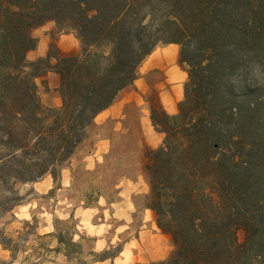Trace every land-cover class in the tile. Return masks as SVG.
I'll return each instance as SVG.
<instances>
[{"label":"trees","instance_id":"1","mask_svg":"<svg viewBox=\"0 0 264 264\" xmlns=\"http://www.w3.org/2000/svg\"><path fill=\"white\" fill-rule=\"evenodd\" d=\"M49 21L80 50L51 45L30 62L32 30ZM171 43L187 68L183 98L176 114L151 110L164 138L143 171L145 206L172 250L150 264H264V0H0V183L56 178L144 58ZM48 71L57 109L35 82Z\"/></svg>","mask_w":264,"mask_h":264},{"label":"rangeland","instance_id":"2","mask_svg":"<svg viewBox=\"0 0 264 264\" xmlns=\"http://www.w3.org/2000/svg\"><path fill=\"white\" fill-rule=\"evenodd\" d=\"M166 47L168 44H158L151 55ZM79 50L80 46L75 54ZM175 54V48L165 53L169 62ZM149 58L140 63L137 78L151 84L159 73L146 67ZM182 68L185 79L181 94L179 87L173 89L179 101L187 79V68ZM253 70L260 78L257 67ZM182 80L174 70L170 81ZM144 86H134V93L128 95L140 102L137 116L133 111L118 120L93 121L83 145L59 169L56 178L47 174L28 183H0V264H150L168 257L171 237L157 228L154 214L145 206L148 182L143 171L144 153L157 148L164 134L157 132L150 120L151 110L161 108L159 90ZM144 117L147 127L141 122ZM117 121L120 125H115ZM156 137L157 143L148 142ZM56 235L77 246H59ZM148 236L157 239L164 258L149 262L138 259L140 248L148 253L142 246V239ZM244 238V230L239 229L238 241L242 243ZM58 246L61 252H52ZM101 254L104 258L96 260Z\"/></svg>","mask_w":264,"mask_h":264},{"label":"crops","instance_id":"3","mask_svg":"<svg viewBox=\"0 0 264 264\" xmlns=\"http://www.w3.org/2000/svg\"><path fill=\"white\" fill-rule=\"evenodd\" d=\"M31 34L36 39V45L32 50L28 51L26 55L27 60L30 62L40 58H46L48 56L51 45H54L62 54L65 55L75 54L80 46V42L74 32L70 31L56 34L55 23L53 21L46 22L43 25L34 28ZM177 46L178 45L176 44H168V47L158 49L157 52L154 53V55H151L153 52L150 53L148 55L150 58L146 63V67H148L152 71H158V79L155 78L151 84H148L144 81V79L136 78L132 83L134 85H129L122 91H120V93L116 97V102L114 100L113 104L110 107L100 112L95 117L94 121L98 122L99 120H101L100 118H102V120H118L120 117H122V115L127 114L129 116V113L133 111L136 112L135 114H133V116H137V104L140 102L138 98L132 101L128 98V95L134 93V86L137 87L144 85V87L146 88H148V85H151L153 88L158 89V103L160 107L167 114H174L177 104L180 102V96L175 97L173 95V89L175 87H179L181 94L182 82L185 79V72L182 68L183 65L179 62V53L177 52ZM170 48L176 49V54L174 55L173 62H169L167 59V55H165V53H167ZM174 70H177V72L182 75L183 80L181 82L175 83L170 81V76L172 75ZM161 78H163V80L160 82ZM35 82L38 87V94L40 96L42 106L50 109L59 108L61 106V98L58 93L60 82L59 75L56 72L48 71L37 77L35 79ZM142 114L143 116L146 115L144 111H142ZM141 122L142 125L147 127L146 117L142 118ZM115 125H120V123L117 121ZM84 141L82 142L80 147L83 145ZM157 141H159V137H156V139H153L152 141L150 140L148 142H154L155 144L157 143ZM99 143L97 144L98 147ZM78 150L79 148L77 149V151ZM76 152L74 153V155L76 154ZM92 153L93 152L90 153V157H93ZM161 235L166 236L164 234ZM161 235L156 234L157 237H160ZM156 240L157 239H153L150 236L146 237V239H142V246L148 251V253L144 249L143 252V250L140 248L138 254V259L140 261L149 262L164 258L165 254L163 252V248Z\"/></svg>","mask_w":264,"mask_h":264},{"label":"bare ground","instance_id":"4","mask_svg":"<svg viewBox=\"0 0 264 264\" xmlns=\"http://www.w3.org/2000/svg\"><path fill=\"white\" fill-rule=\"evenodd\" d=\"M160 254V253H159Z\"/></svg>","mask_w":264,"mask_h":264}]
</instances>
